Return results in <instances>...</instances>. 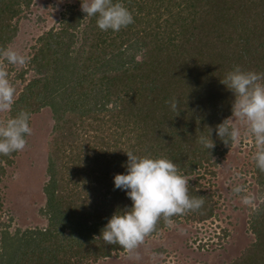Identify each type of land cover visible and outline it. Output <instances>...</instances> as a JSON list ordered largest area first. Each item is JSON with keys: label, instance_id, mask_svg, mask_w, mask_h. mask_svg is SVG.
<instances>
[{"label": "trees", "instance_id": "1", "mask_svg": "<svg viewBox=\"0 0 264 264\" xmlns=\"http://www.w3.org/2000/svg\"><path fill=\"white\" fill-rule=\"evenodd\" d=\"M28 1L0 0V47L13 38L15 29L9 23ZM120 2L134 17L127 28L103 32L95 17L87 18L83 45L74 53L71 30L78 28L84 14L69 7L61 32H48L40 39V50L32 54L28 68L35 64L39 74L51 70L50 78L56 81L43 76L29 82L13 105L12 117L20 110L34 111L28 103L33 95L55 101L57 87L77 90L83 101L75 107L67 105V98L55 103L62 113L67 106L72 109L74 120L67 122L76 130L57 148L61 163L55 166L63 171L47 191L48 227L13 236L3 233L0 264H89L124 251L96 239L101 230L94 227L99 222L104 228L117 210L132 206L126 192L114 186L115 175L126 174L127 151L167 157L187 175L189 194L206 198L199 212L173 217L174 222L183 216L202 223L215 216L216 202L190 177L214 164L212 158L223 156L228 146L214 131L216 146L209 155L197 138L232 115L233 93L221 83L227 72L237 65L264 72V0ZM173 97L178 101L176 112L167 103ZM10 157L0 155V161L10 164ZM253 168L264 193V173L254 161ZM75 217L83 228L76 237L71 220ZM167 227L161 220L150 236ZM66 229L72 232L67 235ZM250 230L254 242L229 264H264V202L252 212Z\"/></svg>", "mask_w": 264, "mask_h": 264}, {"label": "rangeland", "instance_id": "2", "mask_svg": "<svg viewBox=\"0 0 264 264\" xmlns=\"http://www.w3.org/2000/svg\"><path fill=\"white\" fill-rule=\"evenodd\" d=\"M28 2V5L20 6L19 16L9 23L15 29V34L4 47L12 46L31 59L32 54L37 53L42 46L41 38L50 31L61 32L63 14L69 7H73L75 12L84 14L78 28L71 30L74 34L71 50L77 53L83 45V30L87 23L86 14L81 11V0ZM43 66L42 64L40 67ZM35 69V64L32 69L28 68V64L23 67L7 65L9 78L17 89L14 104L29 82L43 76L49 77L46 78L53 80V83L56 81V78H50L51 70L44 74L43 69V73L39 74ZM56 83L58 86L61 81ZM57 88L54 93L55 101L47 98L39 100L33 98L34 95L32 100H28V103L33 104L34 111L30 113L32 135L27 137V146L8 158L10 164L0 161V241L5 232L13 236L25 230H45L48 227L49 217L45 214L48 207L47 191L51 187V181L58 179L63 171H60L61 167L55 166L61 163L57 148L63 146V137L76 130V126L67 122L69 119L74 120L71 118L74 113L69 107L78 106L83 101L77 90L73 91L70 87ZM63 98H67V105L69 103L66 113H62L59 105L55 104ZM43 101L50 104L45 105ZM13 111L12 108L9 113H0V120L12 117L15 113ZM237 125L242 132L239 142L228 146L223 156H214L211 160L214 164H208L209 167L205 165V168L198 170V174L190 177L192 182L201 183L204 194L212 196L213 202H216L215 216L212 219L195 223L185 221L182 216L172 226L147 237L134 253H112L108 258L89 264H229L248 248L255 240L250 230L251 214L264 202V193L261 192L262 188L253 168L252 156L256 150L253 138L245 134L242 123L237 121ZM70 139L68 137L65 141ZM207 171L214 174L210 175ZM236 185L246 188L242 195L255 198L253 206L245 205L241 196L232 194L231 189ZM91 194L95 195L93 192ZM100 199L105 200V197L101 196ZM76 218L71 219L76 224L73 231L75 237L83 229L80 227L82 224L76 223ZM90 225L93 226L90 223L88 227ZM101 229L98 222L94 230ZM223 230L227 231L224 237ZM64 232L69 235L72 231L66 229Z\"/></svg>", "mask_w": 264, "mask_h": 264}, {"label": "clouds", "instance_id": "3", "mask_svg": "<svg viewBox=\"0 0 264 264\" xmlns=\"http://www.w3.org/2000/svg\"><path fill=\"white\" fill-rule=\"evenodd\" d=\"M81 11L86 14L85 18L95 17L97 27L103 32H119L134 23L132 13L120 0H81ZM29 61L30 57L12 46L0 47V113L11 112L17 92L7 65L23 67ZM221 83L233 93L232 115L214 129L207 127V135L200 133L197 143L211 155L216 146L211 138L215 131L219 140L231 147L242 135L237 125L239 121L244 125L245 134L253 138L256 150L252 160L264 173V72L245 71L237 65L226 73ZM167 103L172 111L179 110L175 97ZM30 118L27 110H20L15 116L0 120V155L11 156L26 148L27 137L32 135ZM125 153L128 157L124 165L126 174L115 175L114 186L126 192L132 206L117 210L96 239H102L107 245H119L131 254L157 230L161 220L172 226L173 217L199 212L206 198L189 194L187 175L167 157L138 156L132 151ZM231 191L241 196L245 205H254L253 196L242 195L246 192L243 185H236Z\"/></svg>", "mask_w": 264, "mask_h": 264}]
</instances>
